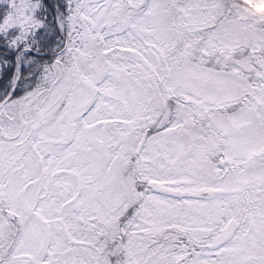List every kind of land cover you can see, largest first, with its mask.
Wrapping results in <instances>:
<instances>
[{
	"label": "snow or ice",
	"instance_id": "6c2138e0",
	"mask_svg": "<svg viewBox=\"0 0 264 264\" xmlns=\"http://www.w3.org/2000/svg\"><path fill=\"white\" fill-rule=\"evenodd\" d=\"M0 264H264V0H0Z\"/></svg>",
	"mask_w": 264,
	"mask_h": 264
}]
</instances>
